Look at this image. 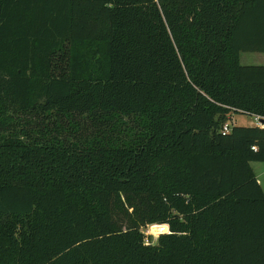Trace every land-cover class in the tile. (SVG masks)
<instances>
[{
  "label": "trees",
  "instance_id": "1",
  "mask_svg": "<svg viewBox=\"0 0 264 264\" xmlns=\"http://www.w3.org/2000/svg\"><path fill=\"white\" fill-rule=\"evenodd\" d=\"M241 51L264 0H0V264H264Z\"/></svg>",
  "mask_w": 264,
  "mask_h": 264
},
{
  "label": "rangeland",
  "instance_id": "2",
  "mask_svg": "<svg viewBox=\"0 0 264 264\" xmlns=\"http://www.w3.org/2000/svg\"><path fill=\"white\" fill-rule=\"evenodd\" d=\"M239 59L241 64H264V52L241 51ZM231 122L243 125L255 124L254 116L248 113H233L231 116ZM250 164L256 174L257 180L259 181L262 189L264 190V161H251ZM151 225L153 224H147L146 226L142 227L141 230H145V228L149 229ZM148 239H151V236H149Z\"/></svg>",
  "mask_w": 264,
  "mask_h": 264
},
{
  "label": "clouds",
  "instance_id": "3",
  "mask_svg": "<svg viewBox=\"0 0 264 264\" xmlns=\"http://www.w3.org/2000/svg\"><path fill=\"white\" fill-rule=\"evenodd\" d=\"M144 235L143 246L144 247H156L159 245L160 237L162 235L179 234L173 233L169 223L153 224L147 231L141 230ZM151 236V239L148 237Z\"/></svg>",
  "mask_w": 264,
  "mask_h": 264
},
{
  "label": "built area",
  "instance_id": "4",
  "mask_svg": "<svg viewBox=\"0 0 264 264\" xmlns=\"http://www.w3.org/2000/svg\"><path fill=\"white\" fill-rule=\"evenodd\" d=\"M262 117L261 116H258V115H254V121H255V124H262L263 122H261V119ZM222 130L223 131H228L229 130V125L228 123H225L222 127ZM148 228H145L144 231H147ZM145 238V237H144Z\"/></svg>",
  "mask_w": 264,
  "mask_h": 264
},
{
  "label": "water",
  "instance_id": "5",
  "mask_svg": "<svg viewBox=\"0 0 264 264\" xmlns=\"http://www.w3.org/2000/svg\"><path fill=\"white\" fill-rule=\"evenodd\" d=\"M260 120H261V122H264V118H261Z\"/></svg>",
  "mask_w": 264,
  "mask_h": 264
}]
</instances>
